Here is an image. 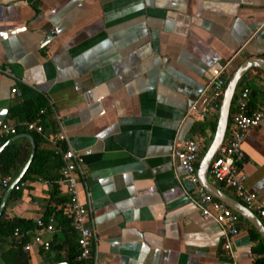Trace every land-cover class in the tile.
Returning <instances> with one entry per match:
<instances>
[{"label":"crops","instance_id":"crops-1","mask_svg":"<svg viewBox=\"0 0 264 264\" xmlns=\"http://www.w3.org/2000/svg\"><path fill=\"white\" fill-rule=\"evenodd\" d=\"M249 57L264 58V0H0V123H15L9 109L21 98L20 86L43 97L51 120L43 134L62 131L61 145L82 160L85 177L76 190L81 201L88 193L96 264L264 263V242L243 218L235 258L225 256L218 226L188 202V185L170 157L175 137L197 134L200 158L217 113L194 121L187 107L220 68L227 79ZM243 77L235 93L248 87V109L264 110V72L252 67ZM23 133L29 134L7 137L18 158L3 175L0 201L28 158ZM35 148L53 145L41 138ZM241 150L243 185L264 200V122L247 131ZM23 181L1 212L29 221L31 239L34 221L54 201L49 181ZM54 230L43 238L60 243ZM25 253L27 264L52 257L37 246Z\"/></svg>","mask_w":264,"mask_h":264},{"label":"built area","instance_id":"built-area-1","mask_svg":"<svg viewBox=\"0 0 264 264\" xmlns=\"http://www.w3.org/2000/svg\"><path fill=\"white\" fill-rule=\"evenodd\" d=\"M53 33V32H51ZM220 68L206 82L203 90L187 107L186 116L194 121H203L213 113L218 112L219 102L225 85V78ZM7 71V70H6ZM5 71V72H6ZM11 93L19 95L13 87ZM249 88L242 86L235 93L229 111L228 122L221 144L217 147L207 168V179L219 183L232 190L236 198L251 210L264 225V200L258 199L243 185L244 176L241 172L242 150L241 142L250 128L264 122V110L260 108L248 109ZM27 132H34L53 145V153L58 154L61 167L55 183L66 196L61 205L63 214L69 219L70 227L75 233L78 250L77 259L87 264H96V237L90 215L88 193L83 201L77 197L76 184L85 177L80 156L69 146H62L65 136L62 131L53 137H46L42 127L35 121L23 120L17 123ZM16 133V124L13 122L0 123V138L10 137ZM204 147L203 139L195 134L191 136L175 137L171 143L170 157L175 160L181 170V179L188 185L183 188V194L188 202L196 209L203 219H210L218 226L222 238V250L229 259L235 258L233 238L237 233L238 215L219 200L212 197L198 182L196 167L199 153ZM7 176H2L0 184L6 186ZM47 182V181H45ZM26 181L19 180L13 185L14 190L25 186ZM36 231L31 239L21 244V250L29 252L32 246L47 250L51 239L43 238V233L54 232V221L48 217L46 221H34ZM11 240L18 243L21 234L14 229ZM247 258H255L248 253Z\"/></svg>","mask_w":264,"mask_h":264},{"label":"trees","instance_id":"trees-1","mask_svg":"<svg viewBox=\"0 0 264 264\" xmlns=\"http://www.w3.org/2000/svg\"><path fill=\"white\" fill-rule=\"evenodd\" d=\"M20 100L12 105L9 109V117L14 119L16 124V133L24 130L17 125L18 121L27 120L35 121L41 127L51 122L48 118L49 110L43 97L34 90L20 86ZM32 135L34 142L41 139L36 133L28 132ZM8 138H0V145ZM18 158V148L14 141H9L0 152V176L7 175L14 166ZM61 167V160L58 154L53 150L35 148L33 158L23 173L22 180H34L37 177L43 178L51 183L49 197L54 201L53 207H47L41 219L46 221L51 216L54 221V228L62 235L60 243H56L54 238L51 239L49 247L45 253L52 255L47 260V264L57 262H66L67 264H87L77 259L78 250L76 245L75 233L72 231L69 219L63 214L61 205L65 202L66 196L59 195L58 185L55 180L58 178V170ZM2 192H0L1 198ZM239 217V216H238ZM241 219V217H239ZM32 224L20 218H5L3 212L0 213V264H27V254L21 250V244L30 240L28 230ZM14 229L22 235L18 243L11 240ZM65 247L63 254L59 253L60 249ZM262 260V259H260ZM264 264V263H260Z\"/></svg>","mask_w":264,"mask_h":264},{"label":"water","instance_id":"water-1","mask_svg":"<svg viewBox=\"0 0 264 264\" xmlns=\"http://www.w3.org/2000/svg\"><path fill=\"white\" fill-rule=\"evenodd\" d=\"M252 67L257 68L264 72V58H260V57L246 58L231 72V74L225 80L224 89L219 102L213 136L198 160L196 167V175L198 178V182L212 197L222 202L224 205H226L228 208L234 211L239 217L245 219L255 229V231L260 236L261 240L264 242V225L260 220V218H258L251 210L246 208L241 202H239L232 196L225 193L217 185H215V183H212L207 179L208 165L212 157L214 156L217 147L221 144L225 134L229 111L237 85L241 80V78L244 76L247 69ZM4 115H5V110L0 109V121L3 120ZM19 136L26 137L29 140L30 142L29 155L27 160L23 164L20 172L16 176V178L10 183V185L6 189L4 196L0 201V213L3 208L6 195L10 192L11 189H13V185L21 179L23 173L27 169L34 155L35 143L32 135L23 133V134H19ZM10 139L13 140L14 137ZM7 143L8 140L0 145V152L7 145ZM55 264H67V263L58 262Z\"/></svg>","mask_w":264,"mask_h":264},{"label":"rangeland","instance_id":"rangeland-1","mask_svg":"<svg viewBox=\"0 0 264 264\" xmlns=\"http://www.w3.org/2000/svg\"><path fill=\"white\" fill-rule=\"evenodd\" d=\"M243 78H244V77H242V79H243ZM242 79H241V80H242ZM241 80L239 81V83L241 82ZM239 83H238V84H239ZM200 157H201V156H200ZM223 189H225V188H223Z\"/></svg>","mask_w":264,"mask_h":264}]
</instances>
